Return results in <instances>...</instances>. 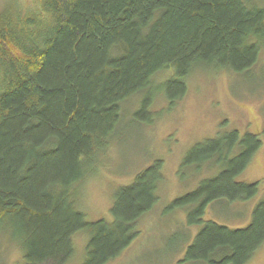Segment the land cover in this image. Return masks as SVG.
<instances>
[{"label":"trees","instance_id":"obj_1","mask_svg":"<svg viewBox=\"0 0 264 264\" xmlns=\"http://www.w3.org/2000/svg\"><path fill=\"white\" fill-rule=\"evenodd\" d=\"M32 3L0 0V239L20 248L15 264H67L75 255L73 238L83 234L81 264H109L138 238V223L157 204L163 181L157 160L116 189L112 221H88L79 209V189L121 131L123 104L138 97L132 123L153 125L157 99L181 101L196 69L252 70L264 50V5ZM170 70V78L154 83ZM261 146L258 135L234 130L189 150L182 166L216 162L218 170L168 206L186 211L189 227L201 226L182 263L247 264L264 245V198L245 227L203 219L214 204L245 203L259 194V182L237 177Z\"/></svg>","mask_w":264,"mask_h":264},{"label":"rangeland","instance_id":"obj_2","mask_svg":"<svg viewBox=\"0 0 264 264\" xmlns=\"http://www.w3.org/2000/svg\"><path fill=\"white\" fill-rule=\"evenodd\" d=\"M20 2L33 4V0ZM255 3L264 5V0ZM170 72L171 75L160 74L153 79L154 83L170 78L173 71ZM187 85V94L175 105L162 97L157 99L151 107L157 116L153 125L132 123L131 115L139 107L138 97L123 104L124 123L119 135L108 156L102 159L103 165L79 189L78 207L88 221H112L110 210L116 189L130 185L138 173L155 161H163L157 204L139 221L138 238L109 264H184L181 260L201 226L189 227L187 212L171 211L168 206L218 170L216 162L201 167L182 166L197 143L234 130L241 137L247 133L258 135L262 141L249 166L237 177L239 182H259V194L245 203L214 204L208 208L204 220L211 219L229 228L245 227L251 221L254 207L264 198V50L257 65L247 73L196 69ZM73 239L75 255L67 264H81L88 238L82 234ZM20 259L17 244L6 236L1 237L0 264H15ZM247 264H264V245Z\"/></svg>","mask_w":264,"mask_h":264}]
</instances>
